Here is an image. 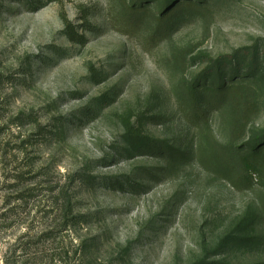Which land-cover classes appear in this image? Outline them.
Here are the masks:
<instances>
[{
  "label": "rangeland",
  "instance_id": "rangeland-1",
  "mask_svg": "<svg viewBox=\"0 0 264 264\" xmlns=\"http://www.w3.org/2000/svg\"><path fill=\"white\" fill-rule=\"evenodd\" d=\"M138 1L0 0V264H43L53 244L29 243L66 201L86 221L56 235L68 264H264V187L201 163L207 135L264 130V83L247 78L258 110L235 141V106L213 104L197 130L177 98L217 59H264V0H203L157 32L163 0L132 13ZM125 122L177 156L131 150Z\"/></svg>",
  "mask_w": 264,
  "mask_h": 264
},
{
  "label": "trees",
  "instance_id": "trees-1",
  "mask_svg": "<svg viewBox=\"0 0 264 264\" xmlns=\"http://www.w3.org/2000/svg\"><path fill=\"white\" fill-rule=\"evenodd\" d=\"M145 1L147 0L133 2L130 7L132 13H146L147 6H149L147 4L150 1ZM151 2H154V0H151ZM137 4L140 6L136 7ZM202 4L203 0H163L153 15L154 31H159V28H162L165 23L167 24L170 19L177 15L187 12L192 14L196 12V9L200 10ZM70 38L75 40L71 36ZM223 60V58L217 59L200 76L183 84L177 98H179L186 120L191 127L197 130L207 125V111L213 104L218 107L225 104L235 106L238 116L233 120L231 126L233 141H235L243 137L246 127L258 110L254 99V91L244 84L248 81L247 78L264 83V59L257 61V53L253 52L251 61L245 69H241L239 63L234 62L236 59ZM124 129L125 140L131 150L143 149L144 152L149 154H153L154 151L156 152L154 154H159V156H164L169 160L177 156V151L169 146L153 143L148 137H144L139 131L135 130L128 122L124 123ZM207 138L210 145L209 155L203 156L205 162L201 161V163L206 166L209 172L228 181L238 191L249 190L256 193V186L264 187V130L252 134L244 141L232 142L227 146L217 144L209 139L208 135ZM14 178L17 182L22 181L20 176ZM127 182L130 184L129 180ZM119 183L117 188L122 189V184L125 183ZM27 196H31L28 191L27 195L22 191L14 197V200L22 203L28 198ZM257 198L260 216L264 222V196L258 195ZM59 211L60 215L57 217L58 229L44 232L40 235L38 242L29 243L39 246L46 243L53 244L47 254H41L40 262H43V264H68V251L56 235L62 231L67 232L75 229L86 222L83 217L73 214L68 201L62 205ZM25 246L29 247L28 244ZM25 262V264H35L32 259H26ZM1 264L6 263L1 262Z\"/></svg>",
  "mask_w": 264,
  "mask_h": 264
}]
</instances>
